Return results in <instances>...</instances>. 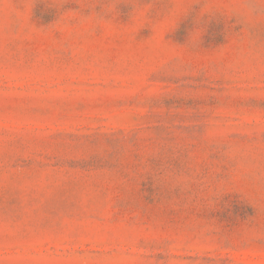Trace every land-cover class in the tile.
Masks as SVG:
<instances>
[{"label":"rangeland","instance_id":"rangeland-1","mask_svg":"<svg viewBox=\"0 0 264 264\" xmlns=\"http://www.w3.org/2000/svg\"><path fill=\"white\" fill-rule=\"evenodd\" d=\"M0 264H264V0H0Z\"/></svg>","mask_w":264,"mask_h":264}]
</instances>
